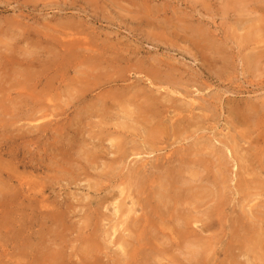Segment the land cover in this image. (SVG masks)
Masks as SVG:
<instances>
[{
	"label": "rangeland",
	"instance_id": "374dc122",
	"mask_svg": "<svg viewBox=\"0 0 264 264\" xmlns=\"http://www.w3.org/2000/svg\"><path fill=\"white\" fill-rule=\"evenodd\" d=\"M242 219L264 0H0V264H264Z\"/></svg>",
	"mask_w": 264,
	"mask_h": 264
},
{
	"label": "bare ground",
	"instance_id": "6f19581e",
	"mask_svg": "<svg viewBox=\"0 0 264 264\" xmlns=\"http://www.w3.org/2000/svg\"><path fill=\"white\" fill-rule=\"evenodd\" d=\"M244 2V1H243ZM241 3H242V1H235V4L236 5H241ZM238 8V7H237ZM181 115V112L180 113H177V116H180ZM185 119L184 118H179V119H177V122L178 123H180V122H183ZM230 149L231 150H229L230 152H231V154L233 153V154H235V150H236V146H230ZM238 159L240 160V156L238 157ZM241 169V167H237V171H238V169ZM177 179V178H176ZM163 185H165L166 186V184H163ZM169 185L170 186H172L171 188H174L175 190L177 189H179V186H177L176 184H175V182H169ZM162 186V185H161ZM167 187V186H166ZM166 187H163L162 186V188L163 189H166ZM161 188V189H162ZM162 189V190H163ZM168 190V189H167ZM175 190H174V192H175ZM176 195H178L176 192H175V195H173V197L171 198V200H170V202H175V203H177V202H179L180 200H179V198L176 196ZM159 198L162 200V201H166V199H167V195H166V193H165V191L163 190V192L160 194V196H159ZM175 203H174V205H175ZM145 206V205H144ZM144 206H142V211H144L143 213L145 214L146 213V210H147V208L145 209L144 208ZM156 207V208H155ZM171 207V206H170ZM155 210V212L156 213H158V209H159V211H160V206H158V205H155L154 207H153ZM169 208V207H168ZM145 209V210H144ZM259 212H260V210L259 211H256V213H254L255 214V218H257L258 219V222H261L262 220L260 219V217H258V214H259ZM147 214V213H146ZM214 216V215H213ZM214 219V218H213ZM212 220V219H211ZM209 222V224H208V226H207V229H210L211 230V227L210 226H212L213 227V221L212 222H210V221H208ZM239 222V221H238ZM242 222H244V220L242 219L241 220V223H239L238 224V227H235V228H233L232 230H234V232H237V233H242V232H246L248 235L251 233V232H253V234H254V236H255V238L253 239L252 238V240L250 239V240H246V241H248V243H251V245H254V246H252V249H258V247L259 246H261L262 247V244L264 243V234H262V233H260V231H259V233L258 234H256L257 233V231H256V229L257 228H254L253 226H249V227H247V226H245V230H243L242 228H243V226L241 225L242 224ZM205 228V227H204ZM208 231V230H207ZM254 231L256 232V233H254ZM184 232V231H183ZM185 233V232H184ZM243 234H245V233H243ZM252 234V233H251ZM196 237V236H195ZM235 238V237H234ZM237 241V240H236ZM245 241V240H244ZM245 241V242H246ZM238 243V242H237ZM242 243V242H241ZM231 247V252L233 251V248H235V247H233V246H230ZM235 256H237V254L235 255ZM238 257V256H237ZM261 260V259H260ZM247 261H249V260H247Z\"/></svg>",
	"mask_w": 264,
	"mask_h": 264
}]
</instances>
